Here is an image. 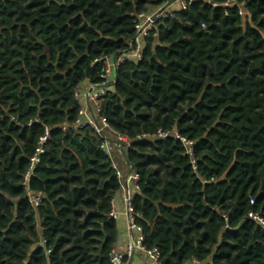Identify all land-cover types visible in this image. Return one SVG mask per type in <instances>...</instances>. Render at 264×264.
Returning <instances> with one entry per match:
<instances>
[{
	"label": "trees",
	"instance_id": "trees-1",
	"mask_svg": "<svg viewBox=\"0 0 264 264\" xmlns=\"http://www.w3.org/2000/svg\"><path fill=\"white\" fill-rule=\"evenodd\" d=\"M168 1L0 0V264H110L120 179L101 135L69 127L75 93L101 80L100 58L128 50L135 14ZM227 1L161 20L99 101L130 142L131 215L160 264H264V228L247 218L264 219V0ZM45 128L34 206L22 179ZM158 129L191 139L192 156L172 138L135 139Z\"/></svg>",
	"mask_w": 264,
	"mask_h": 264
},
{
	"label": "built area",
	"instance_id": "built-area-1",
	"mask_svg": "<svg viewBox=\"0 0 264 264\" xmlns=\"http://www.w3.org/2000/svg\"><path fill=\"white\" fill-rule=\"evenodd\" d=\"M170 1L171 0H169L168 2ZM192 1L194 0H175L174 2L178 3V5L180 6L179 9H185L187 5ZM203 1L214 4L213 2H211V0ZM168 2L156 8L155 10L149 12H139L135 14L133 18L135 32L132 39L130 40L128 50L120 54H115L112 57L103 56L102 58H100V60L102 61V70L100 74L101 80L97 83H89L85 91L81 92V90H79L75 93L76 98H83L84 102H82V105L78 110L74 122L69 127L72 130L76 131L84 126H90L96 133L101 135V137L103 138L101 142V148L110 158L111 167L115 170L116 176L120 179V190L122 191V197L126 209L125 214L127 216L128 228L130 230L131 237L129 244L126 246L123 252H120L116 249H112L110 251V264H130L129 258L132 257L135 249H139L146 254L149 261L148 264H160L157 249H145L142 245V235L140 233V228L133 223L131 215V196L123 186V178L125 176V173H123L119 169L118 164L114 160V152L116 150L119 151V148L123 147L122 144H124L125 146H129L130 142L124 136L114 132L108 126L105 119L99 114V101L110 91L111 87L115 83V72L117 66L124 61L138 62L139 60H141L144 39L158 36V24L161 22V20L171 16L172 14L169 8L174 2L165 7ZM224 4H236L238 6L242 5V3H236L235 0H228ZM239 13L242 14L243 12L240 10ZM86 100L89 102V107L86 104ZM66 128L68 127H63V129ZM48 137L49 131L47 128H45L44 135L39 140L34 154L29 158L28 167L23 174L22 185L34 206H38L40 204L41 200L44 198V195L41 192L31 193L27 187L28 179L35 165L40 161L41 154L44 152L43 143L47 140ZM153 138H172L174 140H178L184 146V154H187L189 156H192L193 154L194 142L186 136L181 135L177 129H171L167 131L158 129L154 135L140 134L136 136L135 139L147 140ZM192 163L194 164V160H192ZM131 173L128 172L127 175H130ZM133 176L136 180L137 176L135 174ZM116 216L117 214L114 209L113 202H111L109 217L115 220ZM247 218L255 221L264 228V219L259 213L249 211L247 213ZM44 242L45 241L42 240L41 244H44Z\"/></svg>",
	"mask_w": 264,
	"mask_h": 264
},
{
	"label": "crops",
	"instance_id": "crops-1",
	"mask_svg": "<svg viewBox=\"0 0 264 264\" xmlns=\"http://www.w3.org/2000/svg\"><path fill=\"white\" fill-rule=\"evenodd\" d=\"M88 82H84L82 86L80 87L81 92L85 91L88 87ZM81 101L84 102V99L81 98ZM128 171L125 172V176L123 178V186L125 187L126 191H128V194L132 197L134 193L137 191L135 179H134V173L132 172L130 175H127ZM114 209L116 211V226H117V240L115 243L114 249L123 252L126 248V246L130 242L131 233L128 228V220L127 216L125 214V205L122 197V191H118V193L115 195V197L112 200ZM148 258L146 254L139 250L135 249L134 253L131 257L130 264H148Z\"/></svg>",
	"mask_w": 264,
	"mask_h": 264
},
{
	"label": "water",
	"instance_id": "water-1",
	"mask_svg": "<svg viewBox=\"0 0 264 264\" xmlns=\"http://www.w3.org/2000/svg\"><path fill=\"white\" fill-rule=\"evenodd\" d=\"M175 0H171L170 2H168L165 7L169 6L170 4H172ZM154 57H155V54H154ZM86 104L87 106L89 107V102L86 100ZM119 151L123 157V159L125 160V162L128 164L129 166V169H128V172L131 173L132 172V164L129 162V160L127 159V156H126V153H125V150L123 147H120L119 148ZM131 260V257L129 258V262Z\"/></svg>",
	"mask_w": 264,
	"mask_h": 264
},
{
	"label": "rangeland",
	"instance_id": "rangeland-1",
	"mask_svg": "<svg viewBox=\"0 0 264 264\" xmlns=\"http://www.w3.org/2000/svg\"><path fill=\"white\" fill-rule=\"evenodd\" d=\"M180 8V6L178 5V3H173L171 6H170V8H169V10L171 11V13L174 11V10H177V9H179ZM123 171V173L125 172V170L123 169L122 170Z\"/></svg>",
	"mask_w": 264,
	"mask_h": 264
}]
</instances>
